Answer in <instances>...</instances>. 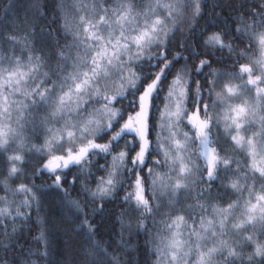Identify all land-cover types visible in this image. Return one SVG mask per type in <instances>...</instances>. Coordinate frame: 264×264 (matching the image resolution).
Masks as SVG:
<instances>
[{
	"label": "snow or ice",
	"instance_id": "snow-or-ice-1",
	"mask_svg": "<svg viewBox=\"0 0 264 264\" xmlns=\"http://www.w3.org/2000/svg\"><path fill=\"white\" fill-rule=\"evenodd\" d=\"M0 192V264H264V0H8Z\"/></svg>",
	"mask_w": 264,
	"mask_h": 264
},
{
	"label": "trees",
	"instance_id": "trees-1",
	"mask_svg": "<svg viewBox=\"0 0 264 264\" xmlns=\"http://www.w3.org/2000/svg\"><path fill=\"white\" fill-rule=\"evenodd\" d=\"M208 2L210 5L211 3L215 2V0H208ZM219 2L224 3V2H226V0H219ZM6 3H8V0H0V13H2L3 5ZM220 11H221V9H219V8L214 10L215 13H219ZM227 14H228L227 10H225L223 15H227ZM202 23H203V21H201V24ZM101 163H103L102 160H101ZM32 167H33V165H28L26 167V171L28 172L29 175L31 174ZM73 171H75V169ZM68 178H69V180L71 179V174L69 175ZM20 182H21V180L15 181L13 186H15L16 184H19ZM35 183L39 187V186L44 184V180L38 179L35 181ZM48 183H50V181H48ZM0 195H3V193L0 192ZM42 200H43V213L42 214L46 213V215L48 217L49 224L51 226H56V225L64 226L63 216H62V213L59 209V201H58L57 197L55 196V194L42 193ZM184 203L185 204L193 203V201L189 199V200L184 201ZM121 211H122V208L119 206L118 203L114 202L113 204L106 206V214H105L106 219H105L104 225H102L101 229H99V231L103 234L104 239H108L110 236L113 235V233H115V238L117 240H119V238H120V236H119L120 226L118 223H116V217L118 216V214ZM32 215H33V219H36V213L33 212ZM133 223H134V221H133ZM9 230H11V229H9ZM37 234H38L37 229L33 225L31 232H28L27 229H25L23 235L21 236V240L28 239L29 241H31V237H33ZM53 238H54L53 247L56 250L53 253L52 259L53 260L68 261V262H70V264H71V262H76V264H78V262L82 259L81 255H80V244L74 240L72 243L71 249H69L68 251H64L63 245L61 243L62 235L53 231ZM144 239H145V237L143 235L137 237L134 231L131 233V238H129V231L128 230H125V232H124L125 242L133 248L137 244L142 246ZM127 255L130 257H135L136 252L133 251ZM140 258H141V260L143 259L142 253L140 255Z\"/></svg>",
	"mask_w": 264,
	"mask_h": 264
}]
</instances>
